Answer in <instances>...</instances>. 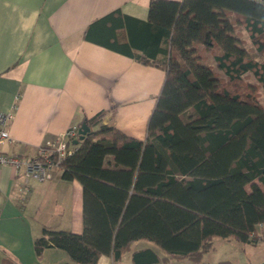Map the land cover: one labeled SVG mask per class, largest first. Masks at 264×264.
<instances>
[{"label": "trees", "instance_id": "1", "mask_svg": "<svg viewBox=\"0 0 264 264\" xmlns=\"http://www.w3.org/2000/svg\"><path fill=\"white\" fill-rule=\"evenodd\" d=\"M131 26L149 56L168 43L164 61L137 56L166 70L146 137L103 123L105 110L80 122L91 131L59 167L83 186V230L44 227L35 248L56 246L74 264H98L101 254L120 259L146 240L162 251L136 249L135 264H237L202 256L215 237L254 243L250 234L264 222V2L152 0L148 23ZM200 48L226 78L202 62Z\"/></svg>", "mask_w": 264, "mask_h": 264}, {"label": "crops", "instance_id": "2", "mask_svg": "<svg viewBox=\"0 0 264 264\" xmlns=\"http://www.w3.org/2000/svg\"><path fill=\"white\" fill-rule=\"evenodd\" d=\"M151 1L0 0V115L16 103L5 125L11 139L1 149L33 156L104 110L103 123L145 138L166 70L137 56L164 61L168 49L162 39L149 56L148 45L131 35L134 22L148 23ZM130 46L132 53L120 49ZM51 226L83 230L81 182L63 178L60 167L48 181L26 182L13 166H0V264H74L59 247L36 250L35 240ZM131 249L120 259L101 254L98 264H121ZM133 252L126 264H135Z\"/></svg>", "mask_w": 264, "mask_h": 264}, {"label": "built area", "instance_id": "3", "mask_svg": "<svg viewBox=\"0 0 264 264\" xmlns=\"http://www.w3.org/2000/svg\"><path fill=\"white\" fill-rule=\"evenodd\" d=\"M264 2V0H258ZM16 103L0 115V166L9 164L17 173L22 174L26 182L31 180L48 181L53 177V170L59 167L65 157L71 154L76 145L71 141L78 139L79 125H73L38 146L36 154L24 156L16 152H5L1 145L11 139L5 125L13 118ZM254 243L264 245V222L259 223L250 234Z\"/></svg>", "mask_w": 264, "mask_h": 264}, {"label": "rangeland", "instance_id": "4", "mask_svg": "<svg viewBox=\"0 0 264 264\" xmlns=\"http://www.w3.org/2000/svg\"><path fill=\"white\" fill-rule=\"evenodd\" d=\"M237 32L238 35L245 39L246 46H250L252 48V57L258 60H262L263 56L261 55V53L255 47H252V44L250 43L249 39V33L245 26L240 25L238 27ZM201 53L206 54L205 52ZM202 62L206 64H210L209 62L214 63V56L212 54H208L206 59H202ZM214 70L217 72V75L219 77L226 78L225 73L221 69L215 67ZM248 78L251 81H257L256 77L252 72L248 73ZM261 91L264 93L263 88H261ZM261 100L262 103H264V98H262ZM147 245L155 247L159 251H162L158 248V246H156L155 243L145 240L135 242L132 246V249L135 250L136 248H140ZM131 251L127 252L124 256L125 259H129L130 263H132L129 258ZM125 259L122 260L121 264H126ZM227 259L232 260L237 264H264V245H259L252 242L238 241L234 238L215 237L213 247L207 252H205L202 256L203 261H208L211 263H217L218 261ZM192 262L193 261L188 258H172L168 262L161 261L159 264H193Z\"/></svg>", "mask_w": 264, "mask_h": 264}, {"label": "water", "instance_id": "5", "mask_svg": "<svg viewBox=\"0 0 264 264\" xmlns=\"http://www.w3.org/2000/svg\"><path fill=\"white\" fill-rule=\"evenodd\" d=\"M90 131H91V127L86 123V121H84V122L82 123L80 129H79V133H80V135H79L78 139H75V140H74V143L77 144V143H78L80 140H82V139L86 136V134H87L88 132H90Z\"/></svg>", "mask_w": 264, "mask_h": 264}]
</instances>
